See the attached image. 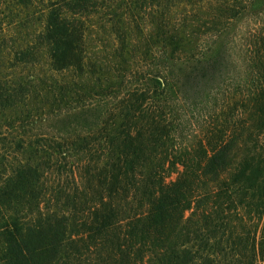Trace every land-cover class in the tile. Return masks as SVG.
I'll return each mask as SVG.
<instances>
[{
  "label": "trees",
  "instance_id": "1",
  "mask_svg": "<svg viewBox=\"0 0 264 264\" xmlns=\"http://www.w3.org/2000/svg\"><path fill=\"white\" fill-rule=\"evenodd\" d=\"M0 264H264V0H0Z\"/></svg>",
  "mask_w": 264,
  "mask_h": 264
},
{
  "label": "rangeland",
  "instance_id": "2",
  "mask_svg": "<svg viewBox=\"0 0 264 264\" xmlns=\"http://www.w3.org/2000/svg\"><path fill=\"white\" fill-rule=\"evenodd\" d=\"M36 28H37V25L29 24V25L26 27V29L21 28V29H19V30L22 31V34L29 33V34H31V36H32V35H34V33H35V31H36ZM94 28H95V29H98V25H96ZM24 37H25V38H28L29 36H28V35H25ZM176 175H177L176 172H175V173H172L168 179H174V178L176 177Z\"/></svg>",
  "mask_w": 264,
  "mask_h": 264
}]
</instances>
